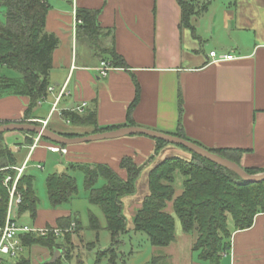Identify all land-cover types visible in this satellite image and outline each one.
<instances>
[{
  "label": "crops",
  "instance_id": "1",
  "mask_svg": "<svg viewBox=\"0 0 264 264\" xmlns=\"http://www.w3.org/2000/svg\"><path fill=\"white\" fill-rule=\"evenodd\" d=\"M48 1L51 8L46 29L60 41L50 72L54 90L29 117L25 115L28 96L0 92V122L35 121L43 125L42 121L48 119L46 127L57 133L91 134L92 126L74 125L63 118L62 112H76L74 108L87 102L79 114L96 111L102 127L125 124L139 85V99L132 111L134 124L126 126L175 133L180 121L181 91V123L187 138L207 148L246 149L242 165L264 168V0H230L221 18L214 14L211 2L206 11L193 18L199 38L188 28L180 29L181 7L177 0ZM78 7L100 11V24L112 30L104 43L124 56L126 67L114 66L107 76L100 75L98 67L105 58L95 52L80 29ZM202 31L213 34L211 41L217 48L208 52L204 49L209 39ZM228 32L233 46L221 50V39ZM211 51L232 54L234 58L214 61ZM66 82L67 93L53 110L58 91ZM55 113L67 126L52 122L50 117ZM26 137L22 131L4 135L11 148L20 147L16 153L18 164L30 150ZM51 144L47 139L39 142L29 167L44 164L50 154H60L55 156L59 173L67 171L71 163H107L126 178L127 171L120 166L122 158L129 155L142 164L155 153L156 140L128 135L70 144L67 153L50 151L47 146ZM166 146L162 151L171 148ZM59 212L52 223L46 220L45 225V220H39V226H58L60 215L72 216L68 210ZM195 264L211 263L198 258ZM218 264H264V213L256 215L250 228L234 231L231 249Z\"/></svg>",
  "mask_w": 264,
  "mask_h": 264
},
{
  "label": "trees",
  "instance_id": "2",
  "mask_svg": "<svg viewBox=\"0 0 264 264\" xmlns=\"http://www.w3.org/2000/svg\"><path fill=\"white\" fill-rule=\"evenodd\" d=\"M181 7L180 29L188 28L194 37L199 38L193 18L209 8L210 0H177ZM51 8L48 0H0V66L13 68L21 76H0V92L26 95L30 98L26 109V117L38 104L47 97L51 86L50 72L53 68L54 51L59 45V38L55 33L46 29L47 15ZM99 10L86 7L77 8V17L82 21L85 36L91 40L97 54L102 55L112 66L126 67V61L113 46L107 47L104 38L112 34L110 28H104L99 22ZM139 99V85L136 95L127 110L126 123L102 127L98 124L96 111L81 115L74 111L64 110L62 116L74 125H88L93 127V133L111 130L134 124L132 111ZM183 100L180 91L179 112L180 121L175 135L185 136L181 123ZM9 121H1L0 124ZM24 122V121H23ZM32 123L39 124L35 121ZM27 134L26 144L34 143L35 132L22 131ZM65 136H80L77 132L60 133ZM5 133H0L1 165L18 164L16 154L5 141ZM50 140L53 144L66 147L42 135L41 140ZM154 157L166 145V141L155 139ZM191 140V139H190ZM196 142V141H194ZM198 143V142H196ZM200 144V143H198ZM202 145V144H200ZM190 152L191 158L181 156L166 158L155 166L149 173V194H147L134 216V230L148 234L149 240L156 246H167L176 240V220L166 210L169 202H173V209L180 219L184 232L197 229L198 237L193 250L198 252V258L211 264H218L223 254L231 249L232 235L236 230L248 229L254 224L257 214L264 213V180L247 182L236 171L210 161L197 153L179 145ZM203 146V145H202ZM205 147V146H204ZM207 148V147H206ZM214 153L238 163L250 174L264 172V168L245 167L241 159L246 149L236 147L208 148ZM120 166L127 171L126 178L122 177L107 163H71L67 171H55L47 177L48 196L53 206L68 203L78 192L76 176L70 171L84 172V184L88 191L89 201L103 210L107 227L112 237V247L107 251L113 253L120 236L127 231L126 216L123 211V197L137 191L139 179L144 164H138L133 157L126 155ZM185 176L183 191L176 194L175 182L177 173ZM3 175L0 176V224L4 222L7 213L9 194L3 185ZM100 178L105 179L103 186L97 187ZM20 186L24 192L23 203L19 208V216L30 212L32 217L38 214L39 198L34 189V178L25 173ZM230 218L232 223H230ZM78 220L77 219H74ZM73 221L72 216L59 217L58 227L67 228ZM91 227L99 230L98 218L91 215ZM71 242L70 236L65 237ZM26 246L40 244L51 249L61 248L57 236L49 233L47 236L35 233L23 236ZM65 249V248H64ZM66 253L67 250H64ZM70 256V253H69ZM60 258L54 263L58 264ZM114 260V259H113ZM112 262V260H111ZM15 264H33L30 259L22 256Z\"/></svg>",
  "mask_w": 264,
  "mask_h": 264
},
{
  "label": "rangeland",
  "instance_id": "3",
  "mask_svg": "<svg viewBox=\"0 0 264 264\" xmlns=\"http://www.w3.org/2000/svg\"><path fill=\"white\" fill-rule=\"evenodd\" d=\"M212 2V10L217 17L221 18L223 7L230 0H210ZM3 10H0L2 17ZM210 13H212L210 11ZM210 15V14H209ZM203 30V29H202ZM201 34V30L199 31ZM202 33L208 37L209 44L206 43L204 49L208 52L211 48H217L212 44V33ZM220 33L221 30H220ZM231 32L224 35L221 40V50L231 48L232 41L229 37ZM207 39V38H206ZM0 76L12 77L21 76L20 72L9 67L0 66ZM52 122H59L67 126L57 113L50 117ZM70 126V125H69ZM12 133L19 131H6L5 135L10 136ZM169 147V146H166ZM164 147L154 155L146 159L144 170L137 180V191L134 194L123 197V211L127 221V231L120 236L119 242L115 245L114 258L113 253L107 251L112 247L111 233L107 227L106 216L100 206L90 203L88 191L84 184V172L81 170L70 171V174L76 176L78 183V192L68 202L59 206H53L47 190V177L58 170L55 165L56 157L60 154L52 156L50 154L46 161L43 162L44 168L29 167L28 171L34 178V189L39 198L37 206L38 215L32 217L30 212H25L18 217L19 222L33 226H39V220H48L52 223L57 212H66L72 214L73 221L67 228H60L63 231L57 236V242L61 244L62 256L58 264H195L198 261V252L193 250V245L198 237L197 229L192 232H184L180 219L173 209V202H169L166 210L170 212L176 220V240L167 246H156L151 243L147 233L134 230V216L136 211L141 206L143 198L149 194V173L157 165L161 164L166 158L172 156H181L186 159L191 158L190 152L186 151L179 145L172 144L171 148L164 150ZM22 157V156H21ZM31 162L30 164H32ZM185 176L177 173L175 182L176 196L183 191V181ZM105 179L100 178L97 182V187L103 186ZM19 213V211H18ZM94 214L100 223L99 230L91 227V215ZM59 216V215H58ZM60 216H64L60 215ZM67 216V215H65ZM76 220L74 219H77ZM230 223L232 219L230 218ZM41 227V226H39ZM48 227H51L50 225ZM70 236L71 242H66L65 237ZM65 248V249H64ZM64 250H67L66 253ZM70 253V256H69ZM54 249L40 244H32L25 248L23 256L30 259L33 264H47L53 258ZM59 259V258H58ZM114 259V260H113ZM112 260V262H111ZM14 262L17 260L14 259Z\"/></svg>",
  "mask_w": 264,
  "mask_h": 264
},
{
  "label": "built area",
  "instance_id": "4",
  "mask_svg": "<svg viewBox=\"0 0 264 264\" xmlns=\"http://www.w3.org/2000/svg\"><path fill=\"white\" fill-rule=\"evenodd\" d=\"M210 56L214 61H222L234 58V55L232 54H219L217 51H211ZM112 69H114V66L105 60H102L100 66L98 67L101 76H107ZM52 90H54V86H50L48 92ZM66 93L67 82L60 87L56 100L54 101L53 110L57 108L61 98ZM86 106L87 102H83L73 110L78 113H82ZM42 123L44 126H47L48 119L43 120ZM41 136L42 134H37L34 137V143L28 146L30 150L22 164L1 165L0 159V176L3 175L2 183L6 187L9 194L6 217L4 222L0 224V264H15L23 256V252L26 248V244L23 240L24 235L35 233L38 235L47 236L49 233H54L55 235L59 236L63 231L57 226H46L39 228L31 227L26 224H21L18 220V211L24 199V192L20 186L21 178L25 173H27V169L30 166L29 162L31 160V156L41 141ZM47 148L53 152L67 153L68 151L66 147L60 146L58 144L48 145ZM19 150L20 147L18 145L12 147V151L15 154L19 152ZM35 166L40 169L44 168L42 163H37ZM14 259L17 261L14 262Z\"/></svg>",
  "mask_w": 264,
  "mask_h": 264
},
{
  "label": "water",
  "instance_id": "5",
  "mask_svg": "<svg viewBox=\"0 0 264 264\" xmlns=\"http://www.w3.org/2000/svg\"><path fill=\"white\" fill-rule=\"evenodd\" d=\"M28 131V132H35L37 134H42L53 141L64 144L70 145L75 143H83V142H90L96 140H103V139H112V138H119L128 135H146L152 137L154 139H160L166 141L171 144L181 145L188 150L197 153L198 155L213 161L217 164L222 166L228 167L234 171H236L245 181L247 182H260L264 180V172L257 173V174H250L248 173L244 167L240 166L238 163L226 159L210 149L184 137L166 133L162 131H158L155 129H150L138 125H129L123 126L111 130H105L100 132H95L87 135L81 136H74L69 137L57 133L50 128L42 125L36 124L32 122H23V121H9L6 123L0 124V133H6V131ZM59 171H62V167H60ZM62 249L55 248L53 258L50 260V263H54L58 258L62 256Z\"/></svg>",
  "mask_w": 264,
  "mask_h": 264
}]
</instances>
